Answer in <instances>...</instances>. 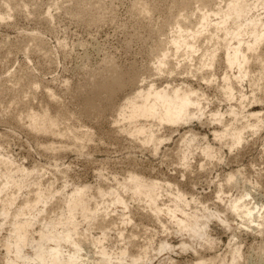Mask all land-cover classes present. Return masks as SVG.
I'll list each match as a JSON object with an SVG mask.
<instances>
[{
	"label": "rangeland",
	"instance_id": "rangeland-1",
	"mask_svg": "<svg viewBox=\"0 0 264 264\" xmlns=\"http://www.w3.org/2000/svg\"><path fill=\"white\" fill-rule=\"evenodd\" d=\"M218 2L0 0V264H40L32 256L46 250V237L67 231L81 245L73 264H264V0H240L245 11L228 22L234 31L210 25L191 57L168 43L177 18L190 13L192 26L196 7ZM172 82L195 90L199 107L189 109L197 117L174 125L140 118L154 143L129 134L125 98ZM42 110L60 119V132L29 126L28 114ZM234 129L242 135L231 145ZM85 131L87 139L73 137ZM206 145L211 155L201 154ZM130 173L158 184L165 213L121 188ZM76 190L89 203L73 210L68 228ZM244 204L257 207L251 220ZM169 209L184 211L189 229ZM23 221L30 227L16 256L13 231Z\"/></svg>",
	"mask_w": 264,
	"mask_h": 264
},
{
	"label": "bare ground",
	"instance_id": "bare-ground-1",
	"mask_svg": "<svg viewBox=\"0 0 264 264\" xmlns=\"http://www.w3.org/2000/svg\"><path fill=\"white\" fill-rule=\"evenodd\" d=\"M200 1L203 2V0ZM222 2L221 1L218 2L216 4L217 7L215 6L216 8L214 10H204L203 7H196L198 12L201 11L199 13L200 19H197L194 25L191 24L192 26H187L186 23V21H189L188 19L192 18L190 17V13H189V17L184 15L183 17L180 16L179 18H182V20L180 21L178 20L179 18H177V20L175 19L176 23H175L174 32H176L175 33L176 35L173 34L175 35L174 38H172V40L168 42L171 43L170 47L175 52H178L180 48L184 47L185 49L184 53L186 54L185 56L190 55L191 57V55H193L192 52L196 51L195 50L196 45L194 43V39H196L197 37H201L202 30L208 31V27L210 25H212L215 28L214 31H218V32L225 31L226 33H230L231 31H234L233 30L234 26H232L233 24L229 25L228 22L230 21L236 22L237 20H239L241 13L245 11V6L242 3H240V0H224L223 4H221ZM211 17H214L215 19L217 18V20L212 22ZM256 23L258 24V22L256 21L253 20L250 21V27L252 31L256 30ZM214 31L212 33L216 35ZM260 34L261 36H264V32ZM209 37L210 40L214 39L212 38V36ZM159 48L161 50V54L157 60V67L161 72V70L164 69L162 65L165 63V59L167 58L166 57L167 52H165V48L163 47V45ZM230 51L231 52L227 53L226 55V60L228 61V64L230 66H234L237 64L238 50L235 48V49H231ZM200 57H204V58H199L201 59L199 63L201 64V66H203L204 64H205L204 66H206L205 54L204 56H200ZM214 59H215V51H213L210 54V62H213ZM161 66L163 67V69L161 68ZM110 68H112V66H110ZM112 70L113 69H111L109 73ZM147 85L148 86L145 85L144 87H138L135 92L130 93V95H128L125 98V103L123 104V106H121L120 113L122 117L126 118L128 120V123L131 125L128 129L129 134H133V135L142 134L144 136L142 137L143 142L148 144L151 142L154 143V141H156L154 130L152 129L151 125L146 126L144 123H141L139 120L140 118H145L147 121L149 120L156 122L157 125H164V124L174 125L182 122L187 123L191 121L193 117L194 118L197 117V113L189 109L193 106L196 109L199 107V100L196 97L195 90H191V88H187V86L186 88H182L180 85L173 82L167 83L166 85L165 84L161 85L160 87L153 84L150 85L147 84ZM104 86L105 85L103 83L100 85H95L94 86L95 93L101 92ZM28 118H29V126H32L33 129L38 128L39 130H42L43 132H47V133H54L56 131L60 132L58 129V126L61 123L60 119L51 116L47 110H42L41 112L38 113L30 112L28 114ZM89 134L90 132L85 131V133L83 134L75 133L73 137L75 139L77 138L79 140H85L89 137ZM228 135L229 136L227 138L229 144L231 143V145H235L240 142L242 131L240 129H234L233 131L228 133ZM184 136L183 138H186V136L185 137ZM202 149L204 150L203 151L201 150V154L203 152L205 155H211V151L207 145L205 147L203 146ZM130 174L131 175L127 176V178L124 179L123 182L121 183V188H126L129 185L134 194L135 193L140 194L143 197H145L147 201V205L150 206L154 212H156L157 214L163 213L165 210L158 206V200L160 198V193H159L160 188L158 184L154 181L145 182L137 174L134 173H130ZM88 203H89V199L85 198L80 190L74 191L71 196V199L67 204V220L65 221L64 226L68 228L73 227L75 225V219L72 217L73 210L87 209ZM236 207L237 205L235 204L234 208L236 209ZM169 210L173 211L171 217L177 223L179 222L182 224L188 218V215L182 210H178V209H169ZM255 210H257L256 206L247 207L244 204L242 205L241 213L244 216L248 217L249 220H251ZM195 223L199 225V222L197 220H195ZM183 225L185 228L189 229L187 223H184ZM29 227H30V223L27 221L20 222L16 224V226L14 227L13 246L15 247V249L13 251V254L16 256L19 250L23 246H25V242L27 238V230ZM196 232L201 233L202 227L199 226ZM72 236L73 233L71 231H67V232H62L57 236L52 235L46 237V245L44 247L46 248V250L45 251L37 250L32 256L33 260L39 261L40 264H46V259L49 258V262L51 264H73L74 261L76 262L79 258V254H80L79 251L81 245L77 241L76 242L72 241L71 240ZM40 238H42V236H40ZM10 245L11 243H9V246ZM220 264H224L223 260Z\"/></svg>",
	"mask_w": 264,
	"mask_h": 264
}]
</instances>
